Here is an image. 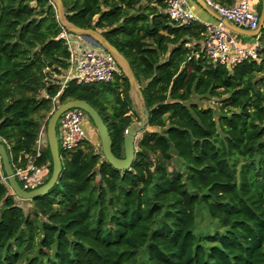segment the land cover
Here are the masks:
<instances>
[{
	"label": "trees",
	"instance_id": "trees-1",
	"mask_svg": "<svg viewBox=\"0 0 264 264\" xmlns=\"http://www.w3.org/2000/svg\"><path fill=\"white\" fill-rule=\"evenodd\" d=\"M62 2L70 22L101 33L129 62L149 121L126 171L85 140L60 152L45 196L18 200L0 179V264H264V27L255 58L212 64L204 25L173 21L163 0ZM62 32L49 0H0V142L13 169L34 154L56 96L58 105L89 103L123 158L136 118L127 81L120 72L61 90ZM44 162L47 182L48 146Z\"/></svg>",
	"mask_w": 264,
	"mask_h": 264
},
{
	"label": "built area",
	"instance_id": "built-area-1",
	"mask_svg": "<svg viewBox=\"0 0 264 264\" xmlns=\"http://www.w3.org/2000/svg\"><path fill=\"white\" fill-rule=\"evenodd\" d=\"M163 1L167 5V15L173 21L181 24L199 22L204 25L203 49L212 64L234 65L244 59L255 58L258 43L252 49H242L237 45L233 32L217 21L201 22L188 8L186 0ZM203 1L219 16L240 28L254 30L258 25L259 14L249 7L248 0H233L228 7L219 6L212 0ZM59 37L64 40L69 51L68 66L59 83L61 90L71 82L76 85L110 83L120 74L111 56L97 44L64 30ZM56 97L52 99L51 113L59 106ZM86 119V114L79 109L67 110L59 116L56 140L60 152H71L87 140V133L83 129ZM47 146L46 127L43 125L35 141L34 154L26 156L23 166L13 169L16 181L24 192H32L46 183L49 162L39 164L38 160ZM0 179L7 183L1 171V161Z\"/></svg>",
	"mask_w": 264,
	"mask_h": 264
},
{
	"label": "water",
	"instance_id": "water-1",
	"mask_svg": "<svg viewBox=\"0 0 264 264\" xmlns=\"http://www.w3.org/2000/svg\"><path fill=\"white\" fill-rule=\"evenodd\" d=\"M55 10V17L60 27L67 33L74 36L85 38L92 43L100 46L116 63L118 69L124 76L128 84V99L133 112L136 115V121L132 122L124 131L123 135V158H117L111 151V139L108 129L104 124L98 112L84 100H71L60 104L49 116L46 122V140L49 148L52 173L49 180L32 192H24L18 185L14 176L13 168L9 161L5 146L0 143V161L7 181L8 188L16 199L21 201H31L38 197L45 196L57 183L62 165L60 151L56 140V123L59 116L70 109H79L83 111L87 119L93 123L99 139L101 154L104 160L115 170L126 171L131 168L135 154V141L145 130L149 121V112L147 110L144 97L137 82V79L126 58L98 31L93 29H84L70 22L66 15L62 0H49ZM205 13L212 19L223 24L228 30L236 35L258 39L261 29L264 27V0H261V10L256 29L246 30L234 25L232 22L219 16L214 10L209 8L203 0H193Z\"/></svg>",
	"mask_w": 264,
	"mask_h": 264
},
{
	"label": "crops",
	"instance_id": "crops-1",
	"mask_svg": "<svg viewBox=\"0 0 264 264\" xmlns=\"http://www.w3.org/2000/svg\"><path fill=\"white\" fill-rule=\"evenodd\" d=\"M188 8L193 12V14L202 22H213L215 21L212 19L207 13H205L198 5L194 4L193 0H186ZM249 7L257 12V8L260 4V0H248ZM234 39L237 45L242 49H252L257 44L256 38L251 37H244L240 35H234ZM87 133V140H91V133L89 129H85ZM90 142V141H89Z\"/></svg>",
	"mask_w": 264,
	"mask_h": 264
},
{
	"label": "rangeland",
	"instance_id": "rangeland-1",
	"mask_svg": "<svg viewBox=\"0 0 264 264\" xmlns=\"http://www.w3.org/2000/svg\"><path fill=\"white\" fill-rule=\"evenodd\" d=\"M195 5H197L195 2H194ZM202 22V21H201ZM119 83L121 84L122 81H119ZM109 99H111L110 96H107ZM202 105H209L210 103L208 102H201ZM128 115H132L131 113H129ZM132 119H133V122L136 121V118H134V116H132ZM89 129V132L91 133V140H88L90 141L91 144L94 145V147L99 151V148H100V145H99V139H98V136H97V133L95 131V128L93 126V123L90 119H86L84 124H83V129ZM203 220V221H202ZM211 221L210 220V217L208 216V212L205 208H202V207H199L196 211V222L197 224L199 225L198 227L201 228L202 227V222H205V221ZM205 225V223H204ZM216 226V224H214V227ZM202 229V228H201ZM203 231H206L205 229H202ZM213 230V229H212ZM198 231H201L199 230L198 228L195 229V232L198 233ZM217 231L219 233H222L224 230L222 228H218ZM212 232V231H211Z\"/></svg>",
	"mask_w": 264,
	"mask_h": 264
}]
</instances>
